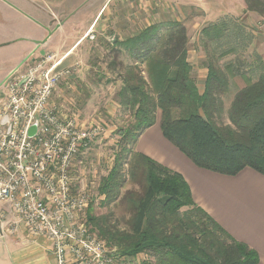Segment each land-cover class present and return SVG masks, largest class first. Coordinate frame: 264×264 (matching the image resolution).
<instances>
[{
	"label": "trees",
	"instance_id": "16d2710c",
	"mask_svg": "<svg viewBox=\"0 0 264 264\" xmlns=\"http://www.w3.org/2000/svg\"><path fill=\"white\" fill-rule=\"evenodd\" d=\"M242 2L246 13L264 22V0ZM226 21L202 29L207 41L202 40L203 48L224 42ZM116 44L135 63L126 68L117 94L119 107L131 113L133 124L118 131L113 163L100 179L98 195L104 206L124 204L129 217L89 215L90 232L117 259L144 255L153 264H258L256 251L235 240L195 203L179 173L134 147L140 135L155 125L159 112L162 136L197 168L228 177L250 169L264 177V72L252 79L231 62L218 66L236 48L221 53L204 49L211 56L206 57L207 75L200 93L190 77L188 37L181 22L148 26ZM236 77L244 86L233 94L226 110L228 123L223 125L218 121L224 98L231 92L230 79ZM128 183L139 191L121 194Z\"/></svg>",
	"mask_w": 264,
	"mask_h": 264
},
{
	"label": "rangeland",
	"instance_id": "374dc122",
	"mask_svg": "<svg viewBox=\"0 0 264 264\" xmlns=\"http://www.w3.org/2000/svg\"><path fill=\"white\" fill-rule=\"evenodd\" d=\"M83 1L71 0V11L77 9V5ZM131 1L133 2V0ZM179 1L176 3L181 6L162 4L154 7L155 4L160 3L159 0H155L151 6L156 8L154 15H157L159 22L180 20L185 23L189 21L190 36L187 48L190 51H195V53H191L190 58L194 67L201 68V63L206 65V57L210 52L208 51L209 54H206L204 49H213L217 53H221L228 48H236V52L224 57L218 66L221 67L231 62L242 72H249L252 79H255L259 72H264V22L257 15L246 13L242 0H190L186 3H192L195 6L191 9L184 7L186 3L183 0ZM143 2L146 1L136 0V4L132 5L128 0H118L112 7H108L103 15V18L107 19L109 16L112 17L115 12L116 23H100L95 29L88 28L94 9L88 7V14L84 19L86 23H77V19L73 20V23L63 31L67 35L57 40L54 50L51 49L54 46L42 44L39 49L43 50V53L45 52V56L35 52L33 56L27 57L21 65L22 67L29 62H38L46 58L47 51L51 54L58 51L61 56L79 39L82 38L81 41H85L66 59L70 76L54 90L51 104L61 113L69 116L76 127L79 128L83 125L79 131L94 132L88 150L86 152L81 150V155L77 156L72 163L73 167L70 173L72 194L84 193L88 199V207L84 210V219H82L86 220V223L89 215L95 219L109 214H113L114 219L118 220L122 218L127 220L129 217L128 209L124 204L104 206L103 197L98 195V186L100 179L107 175L112 166L119 141L118 131L125 130L133 124L131 113L119 107L117 94L121 88V78L124 76L126 68L135 63L116 43L124 42L148 27L149 20L152 19L149 13L151 8L145 7ZM67 12L65 13L67 14ZM63 18L64 16L60 15L58 21ZM223 19L227 20L225 22L227 33H224V42L219 46L215 42L213 45L210 44L203 48L202 40L205 43L207 41L200 33L202 29L206 25L222 22ZM7 24L9 23L0 21V41L4 36H12L14 33L11 31L13 27ZM39 25H42V21L18 24V28L23 29L22 33H25L28 28H32L37 35L35 28L40 27ZM239 31L242 33L238 34ZM10 46L25 50L29 45L25 40L4 47L0 44V76L3 75V71L11 62L6 49ZM223 47L226 48L222 49ZM56 59L58 58L56 57ZM205 67L204 69H206ZM138 68L142 70L144 66L138 65ZM204 69L195 70L190 74L192 80L198 81L200 93L204 90V86H202L206 71ZM229 83L231 92L228 97L224 98V113L220 122L218 121L223 125L228 123L226 110L233 94L244 86L243 80L238 77L230 79ZM3 98L4 88L0 87V102ZM157 115L160 117L159 112ZM250 189L252 190V188ZM126 190L139 191L130 183L124 187L121 194H124ZM255 200L260 201L259 198H255ZM249 206L254 207L253 203ZM0 245V255L4 254L3 257H0V264H10L8 256L5 255L7 254L6 248L2 243ZM262 260L261 255L260 263ZM114 262L115 264H153V260L149 256L145 258L144 255H138L133 259L118 258Z\"/></svg>",
	"mask_w": 264,
	"mask_h": 264
},
{
	"label": "built area",
	"instance_id": "2783aa9c",
	"mask_svg": "<svg viewBox=\"0 0 264 264\" xmlns=\"http://www.w3.org/2000/svg\"><path fill=\"white\" fill-rule=\"evenodd\" d=\"M29 63L1 83L0 203L7 206L1 237L20 231L28 240L44 239L56 264H115L114 251L82 220L87 196L71 192L72 163L88 150L94 132L79 131L83 125L76 127L51 104L70 70L52 55Z\"/></svg>",
	"mask_w": 264,
	"mask_h": 264
},
{
	"label": "crops",
	"instance_id": "0c3cea01",
	"mask_svg": "<svg viewBox=\"0 0 264 264\" xmlns=\"http://www.w3.org/2000/svg\"><path fill=\"white\" fill-rule=\"evenodd\" d=\"M117 1L84 0L77 5V9L71 11V0H0V21L9 23L7 25L13 27L11 31L14 32L12 36H4L0 44L4 47L20 40H25L29 45L25 50L15 46L6 48L7 56L11 58L9 59L11 62L3 71V75L0 76V82L2 83L11 71L16 69L27 57L33 56L35 52L42 56L45 55V52L43 53V50L39 49L42 45L39 44L40 42L45 41L44 45L54 46L58 39L67 35L63 31L69 24L73 23V20L77 19V23H86L84 19L88 14V7L94 8L88 25L89 29H95L100 23H116L115 12L112 17L109 16L107 19L103 18V15L108 10L107 8L112 7ZM143 1H146L143 2L145 7L151 8L149 13L152 19L149 20L150 23L147 26L171 23L169 21H157V15H154V9L156 8L154 7L162 4L181 6L176 3L180 2L179 0H159L160 3L155 4L152 8L151 5L155 3V0ZM189 1L183 0L185 3ZM128 2H131L132 5L136 4V0H133V2L128 0ZM184 5V7H189L190 9L195 7L192 3ZM60 15L64 16V18L58 21ZM40 21H42V25L35 28L37 35L32 28H28L25 33L21 32L23 29L20 30L18 28V24H32ZM175 22L181 21L176 20ZM181 23L184 24L187 37L189 38V21L185 23L182 21ZM41 39L43 40L40 41ZM81 40L82 38L61 56L58 51L52 52V54L47 51V53L52 55L54 59L57 57L56 61L61 62V66L67 67L66 59L85 43V41ZM51 49L54 50L55 46ZM192 52L195 53V51L188 49L189 63H191ZM190 65L192 72L205 67L203 63H201V68L194 67L192 63ZM206 75L207 70L205 71L202 86H204ZM195 84L198 89V81ZM159 119L160 117L157 115L155 125L140 135L134 147L135 151L179 173L188 184L195 203L235 240L248 245L256 251L258 259L260 258L261 260L262 255L263 260L261 263L259 261L258 264H264V177L250 169L243 170L235 177H228L197 168L162 136L159 128ZM255 198H259L260 201H256ZM252 203L254 207L249 206ZM6 207L0 203V215L6 211ZM0 238V243L6 248L7 254L5 255L8 256L10 264H56L50 245L44 239L31 241L26 239L24 233L20 231H17L12 236ZM3 256L4 254L0 255V257Z\"/></svg>",
	"mask_w": 264,
	"mask_h": 264
},
{
	"label": "water",
	"instance_id": "95a60500",
	"mask_svg": "<svg viewBox=\"0 0 264 264\" xmlns=\"http://www.w3.org/2000/svg\"><path fill=\"white\" fill-rule=\"evenodd\" d=\"M44 42H45V41L40 42L39 44H44ZM24 61H25V60H24ZM24 61H23V62H24ZM23 62H22L18 67H20V66L23 64ZM18 67H17V68H18ZM1 85H2V84H0V87H1ZM4 122H5V120H4L2 123H4ZM33 132H34V127H32V128L30 129V131H29V135L31 136V135L33 134ZM0 233H1V230H0ZM0 236H1V234H0Z\"/></svg>",
	"mask_w": 264,
	"mask_h": 264
}]
</instances>
